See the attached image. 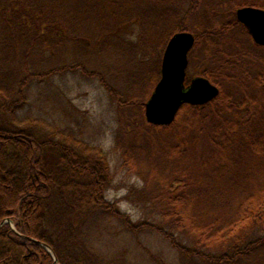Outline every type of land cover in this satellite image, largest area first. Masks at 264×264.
Returning <instances> with one entry per match:
<instances>
[{
  "label": "trees",
  "instance_id": "trees-1",
  "mask_svg": "<svg viewBox=\"0 0 264 264\" xmlns=\"http://www.w3.org/2000/svg\"><path fill=\"white\" fill-rule=\"evenodd\" d=\"M177 4L0 0V223L9 219L0 225V264H53L35 240L48 244L57 264H113L94 243L112 221L128 234H162L183 264H264L262 173H251L254 185L244 187L234 206L214 204L211 187L221 165L236 170L237 163L225 157L230 147L241 144L253 162L264 154V118L253 120V92L264 93V59L247 43L264 45L255 44L235 17L238 7L264 8V0H188L185 10ZM129 25L139 26L138 38L151 49V59L140 60L143 87L120 91L110 84L117 85L115 66L103 70L101 55L126 42L134 56L137 45L123 39ZM182 30L195 36L185 83L204 75L219 93L204 104L183 103L168 125L149 123L144 103L159 79L163 48ZM68 71L99 79L116 102L113 149L143 180L133 201L154 221L134 222L106 198L107 150L68 126L20 117L34 84ZM153 132L161 136L160 160L149 156L142 164L125 139ZM172 234H182L185 244Z\"/></svg>",
  "mask_w": 264,
  "mask_h": 264
},
{
  "label": "rangeland",
  "instance_id": "rangeland-1",
  "mask_svg": "<svg viewBox=\"0 0 264 264\" xmlns=\"http://www.w3.org/2000/svg\"><path fill=\"white\" fill-rule=\"evenodd\" d=\"M167 5L173 4L166 3ZM187 6L188 0H178L176 5L182 10H185ZM138 32L139 26L129 25L127 33L124 34L126 36L123 38L127 40V43L131 42L137 45V49L133 50L134 56L131 55L126 42L123 43L125 46L109 48L101 55V62L105 64L103 70L108 72V66H115L116 77L113 78L116 79L117 85L116 83L110 84L120 91L126 88L133 90L143 87L138 78L141 72L146 73L143 70L145 65L141 61L151 59L149 53L151 49L142 45V41L138 38ZM247 44L251 52L264 59L263 48L256 47L249 42ZM140 64H142V70H140ZM249 69L257 70V66H251ZM132 74H137V76L133 79ZM110 82L113 81L110 80ZM253 93H255L256 100L253 120L256 121L264 118V93L256 91ZM117 111L116 102L111 100L108 90L99 79H89L79 72L68 71L60 76L52 77L49 81L34 84L31 87L27 103L20 111V117L39 116L68 126L91 144L100 145L107 150L111 174L105 192L106 198L114 201L119 210L125 212L132 221L148 220L151 222L154 219L133 201L137 199V190L143 186V180L135 172L122 165L121 153L113 149L118 126ZM159 140H161V136L156 132L152 134L139 133L135 136H128L125 139V146L132 145L138 153L139 162L144 164L145 159L149 156H152L156 161L160 160ZM239 148L235 150L230 147L225 153L228 163L232 160L237 163L236 170L230 169L234 167L224 163L215 173L211 185L214 204H225L226 207L229 204L234 206L246 191L244 187L254 185V182H251L253 181L251 179L252 172L254 175L262 173L261 178H264V154L261 156L262 160L253 162L248 151L243 147ZM155 222L159 221L155 220ZM106 231L105 234H96L94 243L104 253V256L114 259L113 264H183L179 253L171 245L170 239L162 234L153 231L128 234L113 221L107 225ZM172 236L185 244L182 234H172Z\"/></svg>",
  "mask_w": 264,
  "mask_h": 264
},
{
  "label": "water",
  "instance_id": "water-1",
  "mask_svg": "<svg viewBox=\"0 0 264 264\" xmlns=\"http://www.w3.org/2000/svg\"><path fill=\"white\" fill-rule=\"evenodd\" d=\"M235 17L248 31L253 42L264 45V8L240 6L235 10ZM195 43L191 31L182 30L173 33L167 40L160 62V76L153 90L144 103V115L149 123L168 125L172 123L183 103L204 104L215 98L219 87L204 75L191 77L186 84L188 53ZM9 221L6 219L1 222ZM12 228L14 225L11 224ZM35 240L33 238H29ZM39 242L57 259L48 244Z\"/></svg>",
  "mask_w": 264,
  "mask_h": 264
}]
</instances>
